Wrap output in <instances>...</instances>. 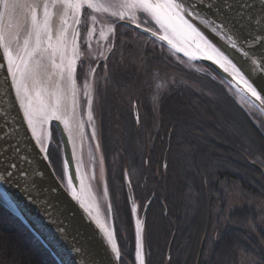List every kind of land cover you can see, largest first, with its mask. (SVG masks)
<instances>
[{
    "label": "rangeland",
    "instance_id": "1",
    "mask_svg": "<svg viewBox=\"0 0 264 264\" xmlns=\"http://www.w3.org/2000/svg\"><path fill=\"white\" fill-rule=\"evenodd\" d=\"M100 3L104 4V0H100ZM16 5L17 3L13 4V10ZM86 12L91 14L88 17L87 33L83 31L84 15L82 16L78 74L82 63L85 65V72L94 69L91 84L88 88V93L92 97L91 114L89 115L92 117V121L88 123L89 116L87 107L84 105L83 91L80 87L82 81L78 78L79 100L83 119V134L78 141V152L81 155L84 174L88 176L91 182L92 192L99 208L103 212L108 225H110L111 219L113 221L121 253V264H137L134 258V223L129 210L130 207L128 209L129 205L127 206L128 213L123 210L128 201L126 177L131 182L136 202L140 207V214H142L146 203L155 195L152 193L154 185L150 170L154 169L157 153L158 155L162 154L163 193L167 194V199L172 203L170 207H175L176 212L177 210H186V206L183 205L182 201L186 202L188 196L185 192H180L183 189H179V193H175L172 189L173 183L169 179L177 168H172L169 174L167 166L171 160L173 165L178 162L176 165L184 168L182 172L178 169L177 174L174 175L177 182H181V180L178 181L181 175L184 178V170H194L198 174L196 175L198 182L199 179L201 180L198 166L202 162L200 159L202 150L199 148L202 142L197 141L196 135L190 133V130L196 127L189 117L190 115L193 118L199 116V119L207 121L204 124L200 123V127L202 125L207 127V124H210L212 120L215 121L216 117L214 116L218 111H214V109L212 111L211 107L202 108L197 101L208 99L215 105L219 104L218 101H224L223 103H226L227 106L221 107V111L223 109L227 121L237 120V110L242 107L248 114L249 121H252L254 128L263 139L264 118L244 98L238 96L235 92L232 93L233 90L228 85V87L225 86L223 80H219V77L212 70L201 63L190 61L180 56L173 49L165 45L162 47L150 38L143 37L125 27H119L115 35L114 22H117V16L123 17L120 20L133 19L134 17V19L140 20L145 25L150 27L154 25L149 15L144 14L143 10L131 6V0H128L127 3L104 4L101 11L87 9ZM85 48H87V52ZM105 57H108L106 66H98V61L105 59ZM89 66H91V69ZM182 89L191 96L190 102L186 106L184 105L188 108H183L180 104V107L174 105L177 103L174 102L176 97L177 99L179 96L181 97ZM165 96L169 99H164ZM195 96H198V98ZM193 97L195 100H192ZM194 102L195 104L191 106ZM183 109L189 110L183 111ZM200 110L202 111L200 112ZM174 114L178 116L177 122L181 121V125L177 126L175 124L176 130L168 131L170 128L166 130L164 126L170 125H168V121L163 122V119H171ZM48 121L46 120L45 125H48ZM198 124L199 122H197ZM221 126L231 135L241 133L240 131L237 132L234 127L230 129L225 124ZM93 127L96 130L95 139H92L89 134ZM246 133L251 135L247 129ZM48 136V129H46L44 146L49 142L50 162L59 179L66 185L62 144L55 126L51 127L50 140H48ZM39 139L43 140V136L41 138L40 135ZM97 144L99 147H96ZM164 144L166 145L164 146ZM161 145L164 146L163 152L159 147ZM52 149L59 152L60 167L55 165ZM186 155H188V158H186ZM165 160L166 166L164 164ZM187 166L192 168L188 169ZM157 172L158 170H156V174ZM61 176H63V179H61ZM239 177L235 179L230 175V178H228L230 182L224 181L221 183L214 179L213 182L218 184V198L222 199L229 209L226 210L229 211L227 213L229 216L236 211L235 208L240 209L247 205L249 207L254 204L257 205L260 207L259 213L262 214L263 225L264 184L262 187L260 186L258 193H254L249 190L251 186L249 180ZM159 180H161V177ZM191 184L188 183L187 185ZM200 184L202 183L197 184L196 194H199L198 191L202 189ZM189 189L192 191V186ZM189 199L192 201V197ZM152 202L145 222L146 261L149 264L148 260L150 258V264H159L162 261V255H165V260L161 264H172L171 257L168 259V247L173 235L176 236V232L169 235L168 228L173 220L167 216L170 207L167 205V212H164L163 218L161 216L154 217L152 216V210H150L153 205ZM219 202L222 203V201ZM195 204L194 199L193 205L195 206ZM242 220L248 221L247 218ZM242 225H247V222L242 223ZM131 241L133 248L132 257L130 258L129 247ZM163 243L166 244L164 246L165 252ZM199 262L200 260H198ZM241 264L252 263L244 259Z\"/></svg>",
    "mask_w": 264,
    "mask_h": 264
},
{
    "label": "water",
    "instance_id": "2",
    "mask_svg": "<svg viewBox=\"0 0 264 264\" xmlns=\"http://www.w3.org/2000/svg\"><path fill=\"white\" fill-rule=\"evenodd\" d=\"M156 1V0H155ZM154 7L149 11H143L149 15L151 22L154 24L153 28L142 24L137 19H123L119 23L138 30L156 41L162 43L168 48L176 51L180 56L212 68L215 73L226 83L238 96L244 98L252 107H254L264 118V92H261V99L257 100L252 96L244 80L236 75L232 70L231 65L227 64L220 57H213L212 60L207 59V56L200 54L198 50H192L186 46V42L181 39H176L170 35L169 25L163 18L158 7L153 0H149ZM157 2V1H156ZM163 5V2L173 12L179 20H181L191 30L189 25L196 29L197 34L208 46L211 44L228 55L229 59L236 64L244 73L245 79H249L251 73L249 71L250 61L246 60L243 53L232 49L226 43L227 37L221 38L216 31L213 30L211 20L215 17L207 13V9L197 8L192 16L186 15L182 11H177L173 4H183L187 8L186 0H161L158 1ZM13 7L12 0H8L5 5L3 0H0V35H4L5 17L9 10ZM198 13V15L196 14ZM80 24H74V28L81 29V21L83 16V8L79 13ZM140 27L137 28L136 25ZM40 27V26H39ZM147 29V31H144ZM73 32V31H72ZM199 33V34H198ZM27 35L24 34V37ZM167 37V39H164ZM203 37V38H202ZM6 40V39H5ZM80 31L76 40L75 52L72 47V34L70 38L69 48L67 50V63H72L78 74V55L79 53ZM212 50V49H211ZM195 51V52H194ZM251 52L259 54V48L250 49ZM213 52V51H212ZM15 56V55H14ZM2 60V58H0ZM6 62V61H4ZM224 64V67L220 65ZM21 70L23 65L20 60L17 64ZM227 69V71H225ZM231 70V71H230ZM6 73L0 69V130L5 126V120L13 122V127L19 130V139L21 140L20 148L22 155L26 156L30 163H25L16 159L21 170L31 171L36 169L41 173L39 176L32 177L29 184L32 185L30 196L31 199L25 197L24 193L14 186L7 183L0 184V190L6 192L14 201L16 207L10 208L8 204L0 199V204L3 205L12 215L21 221L31 233L40 241V243L50 252L52 257L58 264H121V253L116 238L113 221L111 219L110 225L92 192L91 182L84 174V169L81 163V155H79L78 147L72 143L70 127L63 121L62 118L57 120L55 116H59L50 112V119L48 121V140L51 138V127L55 126L62 144L63 164L65 170L66 185L59 179L53 168L50 159L45 160V154L40 153V144L38 143V135L33 131V128L28 123L25 116V111L21 102L22 90L20 98L17 99L16 89L9 86L4 87L6 81L4 79ZM19 77V73H17ZM23 83L22 81H18ZM249 82L255 84L264 83V75L257 74L252 77ZM78 86V79L75 87ZM258 91L260 89L258 88ZM48 150L49 142L45 146ZM75 153L78 161L75 169L70 163H66L67 157L71 153ZM166 166V160L164 162ZM255 167L264 174V168L258 165ZM78 174L77 178L73 179V172ZM15 183L23 185L24 178H21ZM126 193L130 212L134 223V239L135 251L134 258L137 264H147L145 254V222L148 210L150 208L153 197L146 203V206L140 214L139 204L136 202L134 190L126 177ZM164 212L167 208L164 203ZM63 229L60 231L59 229ZM175 235H173L168 247V259L171 257ZM204 247V240L201 244L200 252L202 253ZM118 253V255H117Z\"/></svg>",
    "mask_w": 264,
    "mask_h": 264
},
{
    "label": "trees",
    "instance_id": "3",
    "mask_svg": "<svg viewBox=\"0 0 264 264\" xmlns=\"http://www.w3.org/2000/svg\"><path fill=\"white\" fill-rule=\"evenodd\" d=\"M219 80L222 79L219 77ZM224 85L227 86L225 83ZM182 91L181 97L179 96L178 99L176 97L174 102L177 103L174 105L180 107V104L183 108H188L184 107V105L186 106L190 102L191 96L184 89ZM195 97L198 98V96ZM163 98L169 99L166 96ZM193 99L195 100L194 97ZM180 100L182 101L180 102ZM223 102L218 101L219 104L215 105L213 102L208 101V99L197 101L202 108L211 107L212 111L213 109L214 111H218L214 116L216 117L215 121L212 120L210 124H207V127L203 125L200 127V123L204 124L207 121L199 119V116L193 118L190 115L189 117L196 127L195 129H189L190 133L195 134L196 140L202 142V145L199 146L200 150H202L200 153L202 162L198 166L201 180L198 179L202 183L200 184L202 189L198 191L199 194L195 193L197 184H199L196 176L198 174L194 170H184V178L181 175L178 179L181 182H177L174 175L177 174L178 169L182 172L184 168L182 166L178 167L176 165L178 162H175V165H173L170 160V163H168L167 172L169 174L172 168H177L176 172L174 171L172 176L170 175L169 177L171 183H173V191L179 193L178 190L183 189L180 192H185L186 196H188L189 201H182L183 205L186 206V210H177L176 212L175 207H170L172 203L167 199V194L163 193L164 170L162 167V154L158 155L157 153L156 163L154 167L152 166L156 169L150 170L154 185L152 193L155 194L152 202L153 205L150 209L153 212L152 216H161L163 218L164 210L162 203H165L166 207L167 205L170 207H168L167 216L173 219L168 228L169 235L172 232H176L170 260L172 264H241V261L244 259L250 261L252 264H264V224L262 225V214L259 213L260 207L255 204L251 205V207L247 205L240 209L235 208L234 210L236 211L233 214L227 215L229 212L226 211L228 209L227 206H225L222 199L218 198V184L213 182L214 179L219 183L224 181L230 182L228 179L230 175L235 179L241 176L243 179L247 178L251 183L249 190L258 193V189L264 184V174L253 167L252 161L264 167V139L256 131L252 121H249L248 114L242 107L238 106L237 120H225L224 111L223 109L221 111V107H225L227 104ZM194 104L195 102L191 106ZM187 110L189 109H183V111ZM183 114L189 115L188 113ZM217 115L219 116L217 117ZM173 119L176 121L174 122ZM177 119L178 116L175 114L171 119H163V122L168 121V125H170L164 126L166 130L170 128L168 131H175V124L179 126L181 122H177ZM197 122H199L198 125ZM222 124H225L230 129L234 127L237 132L240 131L241 133L231 135L230 132H227L221 126ZM246 129L251 135L246 133ZM164 146H159L161 152H163ZM53 155L56 167H60L58 150L53 151ZM186 158H188V155H186ZM187 167L188 169L192 168L190 166ZM156 170H158L157 174ZM160 177L161 180H159ZM188 183L192 184L188 186ZM191 186L192 191L189 189ZM190 197H192V201H190ZM194 199L196 201L195 206L193 205ZM219 201H222V203ZM128 205L127 201L123 208L125 213H128ZM243 218H247L248 221L242 220ZM245 222H247V225H242ZM175 226L177 227L175 228ZM203 240L204 247L201 253L200 249ZM164 246L166 244L163 243V250L165 252ZM132 248L131 241L129 247L130 258L132 257ZM164 260L165 255H162L161 263ZM198 260H200L199 263ZM148 262L150 264V258ZM0 264H58L31 231L1 204Z\"/></svg>",
    "mask_w": 264,
    "mask_h": 264
},
{
    "label": "snow or ice",
    "instance_id": "4",
    "mask_svg": "<svg viewBox=\"0 0 264 264\" xmlns=\"http://www.w3.org/2000/svg\"><path fill=\"white\" fill-rule=\"evenodd\" d=\"M3 2L6 5L8 0H3ZM12 2L15 5L19 0H12ZM127 2L128 0H104V4L108 5ZM186 3L187 8L183 4H173V7L177 11H182L189 16H192L197 8L207 9L206 14L215 17L211 20L213 30L221 38L227 37L226 43L232 49H237V51L242 52L244 58L250 61L249 71L251 76L249 79H245L244 73L240 68H237L236 64L229 59L228 55H225V52L211 44L209 45L215 56L220 57L227 64L231 65L233 72L244 80L252 96L260 100L261 92H264V83L254 85L249 80L252 77H256L258 73L264 75V0H186ZM104 4H101L100 0H51V3L48 0H33V3L29 5L32 12L31 20L33 30L29 31L26 27L24 30L27 35L22 39L20 34L17 33L12 37L11 43L7 42L3 35H0V58H2L0 60V69H3L6 73L4 87L6 89L9 86L14 87L16 89L17 99H19L21 90L26 91L36 84L41 79V72L47 70L46 58L41 52H47L48 48H41V36H43V39L50 41L53 30L59 33V37L65 35V26L63 23L55 25L52 23L49 16L50 7L58 8L59 18H62L71 10L73 13V23L78 25L80 24L78 15L80 9L87 8L94 11H101L104 8ZM131 6L143 11H149L154 7L149 0H131ZM90 14V12L84 14L83 30L86 33L88 32V17ZM196 14L198 15V13ZM122 18L121 16H117L116 21L118 22ZM0 19H2V15H0ZM41 24L44 29L42 34L35 31V28ZM136 27L139 28L140 25L137 24ZM189 27L194 32L196 31L192 25H189ZM79 31V28H74L72 32V47L74 52L77 47L76 40ZM144 31H147V29ZM164 39H167V37ZM33 42L34 46H31ZM256 48H259V54L249 51L250 49ZM85 51L87 52V48H85ZM14 53L15 59L13 58ZM76 55H79V53H76ZM17 59L24 66L23 70L16 64ZM207 59L212 60L213 56H207ZM105 60L107 62L106 57ZM51 63L55 64L56 62L52 60ZM220 66L224 67V64ZM89 68L91 69V66ZM93 71L94 69L85 72V65L82 63L80 65V72L77 74L75 67L69 62L64 65V71L59 74V80L64 86V95L70 98L66 100L63 108L65 111H70L73 116H75L77 107L75 85L78 78L82 81L80 87L83 91L84 105L87 108L91 106L92 97L88 93V88L91 84ZM17 73H19V77ZM18 81H22L23 83ZM258 88L260 91H258ZM49 101L57 111L60 110L61 98L59 95H50ZM53 115H55V112ZM25 116L28 119L29 125H31V115L25 112ZM55 118L57 120L60 119L59 116H55ZM91 121L92 117L89 116L88 123H91ZM76 126L77 128L81 126L79 121H77ZM89 134L92 139L96 138V130L94 127ZM38 143L40 144V153L45 154L44 158L46 161L49 160L51 153L44 146V141L39 140ZM20 144L19 130L13 127L12 121L5 120V126L0 130V184L7 183L10 186L19 188L26 198L31 199L30 191L32 185L29 184V181H31L32 177L39 176L41 173L36 169H32L31 171L20 169V165L16 162V159L30 163L28 158L22 155ZM96 147H99V145L97 144ZM66 163H70L75 169L78 161L76 160L74 152L68 155ZM77 176L78 174L74 171L73 179L75 180ZM21 178H24L25 181L23 185L15 183ZM61 179H63V176H61ZM0 199H3L10 208L16 207L14 201L2 190H0ZM59 230L63 231L62 228Z\"/></svg>",
    "mask_w": 264,
    "mask_h": 264
},
{
    "label": "bare ground",
    "instance_id": "5",
    "mask_svg": "<svg viewBox=\"0 0 264 264\" xmlns=\"http://www.w3.org/2000/svg\"><path fill=\"white\" fill-rule=\"evenodd\" d=\"M156 4V7L159 8L161 14H163V18L169 25L168 29H170V35L176 36V39H181L186 42V46H189L192 50L201 52L203 55H211L213 57L214 53L211 48L193 31H191L186 24H184L178 17L171 12V10L167 7V5L163 2V5L158 1L161 0H153ZM51 3V0H48ZM33 3V0H19L15 9L8 8L9 10L6 13L5 17V27H4V35L7 42H12V37L17 33L20 34L21 38H24L25 28L27 27L29 31H32V12L29 7ZM21 10V11H20ZM49 16L52 23L58 24L63 23L65 26V35L63 37H59V33L55 30L52 31V39L50 41L43 39L41 36L42 44L41 48H48L47 52H41V54L46 58L45 63L47 65V70L41 72V79L34 84L29 89L22 90V98L21 102L23 105V109L25 112H28L31 115V126L33 131L41 138L43 136V141L45 143L46 138V129L47 125H45L46 120L50 119V112H55L59 115L60 118L63 119L70 127L72 143L76 147H78V141L82 138L83 132V119H82V108L80 107L79 100V88L75 87L76 98H77V107L75 116L72 115L70 111H65L63 108L66 100L70 99L64 95V86L61 84L59 80V74L64 71V65L67 63V50L70 44V38L73 31V13L69 10L66 15L62 18L58 17V8H49ZM43 25L35 28L36 32L43 33ZM50 45V47H49ZM34 46V42L33 45ZM30 46V48H31ZM194 51V52H195ZM15 55V53H14ZM13 58L15 59V56ZM54 60L56 63L52 64L51 61ZM16 64H18V59L16 60ZM34 66V62H33ZM231 71V70H230ZM233 72V71H231ZM59 95L61 98V108L60 110H56L54 105L50 103L49 97L50 95ZM88 116L91 114V109L87 108ZM77 121L80 122V127L77 128ZM40 126V129H39ZM40 140V139H39Z\"/></svg>",
    "mask_w": 264,
    "mask_h": 264
},
{
    "label": "flooded vegetation",
    "instance_id": "6",
    "mask_svg": "<svg viewBox=\"0 0 264 264\" xmlns=\"http://www.w3.org/2000/svg\"><path fill=\"white\" fill-rule=\"evenodd\" d=\"M85 11H87V9L85 8L84 9V11H83V15L85 14ZM108 19V18H107ZM120 21V20H119ZM119 21L118 22H114V28H115V31H114V33H115V35H116V33H117V29L119 28V27H125V28H127V29H129V30H132V31H134V32H136L137 34H139V35H141V36H143V37H147V38H150L151 40H153L154 42H157L158 44H160L162 47H163V44H161V43H159L158 41H156L155 39H153V38H151L150 36H148V35H146V34H144V33H142V32H140V31H138V30H135V29H133V28H131V27H128V26H126V25H123V24H120L119 23ZM139 22H141L140 20H139ZM142 24H144V23H142ZM145 25V24H144ZM148 26V25H147ZM148 27H150V26H148ZM150 28H153V26H151ZM84 31V30H83ZM84 34H85V32H84ZM107 40V39H106ZM110 55V54H109ZM108 58V57H107ZM106 60L105 59H101L100 61H98V66L100 65H105L107 62H105ZM203 65V64H202ZM205 67H207L209 70H212L214 73H215V71L212 69V68H210L209 66H206V65H204ZM216 74V73H215ZM217 75V74H216ZM121 110V109H120ZM136 110H137V108H136ZM252 165H253V167L255 168V169H257L256 167H255V165H258V166H261V165H259L258 163H256V162H254V161H252ZM258 170V169H257Z\"/></svg>",
    "mask_w": 264,
    "mask_h": 264
}]
</instances>
